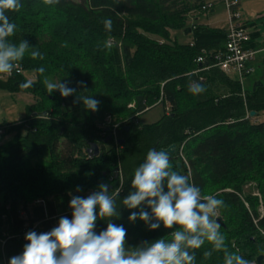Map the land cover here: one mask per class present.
<instances>
[{
    "label": "trees",
    "instance_id": "16d2710c",
    "mask_svg": "<svg viewBox=\"0 0 264 264\" xmlns=\"http://www.w3.org/2000/svg\"><path fill=\"white\" fill-rule=\"evenodd\" d=\"M21 3L19 11L6 13L17 25L10 39L27 40L30 51L39 50L43 59L26 54L17 64L21 75H0L1 89L36 98L24 121L0 127L5 130L1 139L14 134L0 146V241L5 242L6 264L23 252L27 231L36 226L38 234L48 232L62 216L71 219V196L93 192L100 183H107L110 191L121 189V216L112 222L126 229V250L144 241L170 240L171 230L162 224L149 230L139 219L130 222L129 215L139 208L127 209L120 201L131 191L134 170L149 149L173 145V170L189 175L202 194L224 201L218 219L228 250L258 264L264 256V215L259 200L245 195L244 186L257 184L264 208V121L259 119L264 114V35L259 30L264 18L247 24L252 29L247 48L258 52L255 67L261 78L256 81L262 86L254 91V81L243 92L238 80L217 68L202 73V82L189 75L199 68V57L210 67L212 57L225 51L227 30L193 25L190 43L171 38V31L187 28L188 14L202 10L205 0ZM105 19L113 21L111 32ZM40 67L43 74L37 71ZM25 71L37 79L31 88L21 89ZM45 77L67 82L76 93L49 95ZM194 80L205 89L198 95L189 91ZM79 95L99 100L98 111L86 110L82 101L74 104ZM155 106L163 107V116L142 126L140 117ZM251 112L256 115L250 117ZM24 124L29 127L25 133ZM91 144L100 147L95 158L87 154ZM37 200L45 205L34 204ZM106 227V221L98 220L95 231ZM211 249L206 242L194 250V264H223L222 251L204 256Z\"/></svg>",
    "mask_w": 264,
    "mask_h": 264
},
{
    "label": "clouds",
    "instance_id": "9594fccd",
    "mask_svg": "<svg viewBox=\"0 0 264 264\" xmlns=\"http://www.w3.org/2000/svg\"><path fill=\"white\" fill-rule=\"evenodd\" d=\"M46 5L59 4L60 0H43ZM23 7L21 0H0V75H11L26 54L31 58L43 59L39 50H31L27 40L14 43L17 25L10 22L6 13L17 12ZM104 27L111 32L113 21L105 19ZM40 74L44 67L37 69ZM43 83L50 95L59 91L62 97L76 93L67 82L54 81L47 77ZM34 84L27 79L19 88L28 89ZM80 87H85L83 81ZM205 89L193 83L189 91L198 95ZM82 101L86 110L98 111L100 101L92 96L79 95L73 103ZM189 175L178 173L172 168L169 153L165 150L149 149L144 161L134 170L131 191L120 204L131 212L128 219L144 222L149 230L161 227L170 229V240L164 238L153 242L144 241L126 250V229L112 222L119 219L121 212L117 203L121 189H109L100 183L97 190L87 197L71 196L69 207L72 218L61 217L58 226L48 232L29 231L28 241L20 255L13 256L9 264H194L195 252L206 242L212 246L204 256L223 252V264H251L236 252H230L218 222L219 209L224 201L214 195L202 194L201 188L190 182ZM77 192L82 189L77 186ZM71 195V194H70ZM150 209V212L147 210ZM98 210V211H97ZM98 220L107 222L105 230L95 231Z\"/></svg>",
    "mask_w": 264,
    "mask_h": 264
},
{
    "label": "rangeland",
    "instance_id": "374dc122",
    "mask_svg": "<svg viewBox=\"0 0 264 264\" xmlns=\"http://www.w3.org/2000/svg\"><path fill=\"white\" fill-rule=\"evenodd\" d=\"M210 2L214 3L213 10H210V11L198 10L196 12L188 14L189 16L186 21V25H187L186 29H192L193 25H197V26H206V27L213 28V29H220V30L228 31L230 25H229V13L227 11L226 5L223 2L216 1V0H210ZM239 14L242 17V22L248 25L252 23V21L248 22L244 20V14L242 12L241 7L239 9ZM259 18L260 19L264 18V15H260ZM185 30L171 31L172 40L177 41L179 44L190 43L193 37L189 35L185 36L184 34ZM260 43H263V39L260 40ZM259 75L260 73L256 72L251 77H248L247 79H245V83H244L245 89L250 88L253 85L254 81H256L257 79H260L261 77ZM23 76L25 80L32 79L34 82L37 79L36 74L32 71H28V72L25 71ZM229 76L235 80H238L236 73L233 71L229 72ZM35 103H36V98L32 94H29L23 91L12 92L10 90L0 88V127L4 124H12L15 122L24 121L28 117L30 106ZM133 105L134 104H132V106ZM132 106L130 105V107ZM163 114H164L163 107L155 106L151 108L148 112L144 113L140 117L139 122L142 126L153 124L159 121L160 118L163 116ZM259 119L261 121H264V114H261L259 116ZM22 127H24L23 133L26 132L25 129H29V127H26L25 124ZM4 131L5 130L0 129V136L4 135ZM13 136L14 134H11L9 136H6L5 138H2V139L0 138V146L8 143L13 138ZM41 159L42 158L39 157L37 158V161H41ZM257 187L258 186L256 183L250 182L244 186V193L245 195H251L252 197H256L259 200L258 210H259L260 215L263 216L264 208H263L262 196H261V192L258 190ZM91 192L92 191H89L87 193H76V195L87 197ZM40 201L41 200H37L33 203L37 205L38 203H40ZM30 207L31 205L29 206V208ZM0 264H6L5 259L3 257V241H0Z\"/></svg>",
    "mask_w": 264,
    "mask_h": 264
},
{
    "label": "built area",
    "instance_id": "2783aa9c",
    "mask_svg": "<svg viewBox=\"0 0 264 264\" xmlns=\"http://www.w3.org/2000/svg\"><path fill=\"white\" fill-rule=\"evenodd\" d=\"M221 1L226 5L227 11L229 13V29L227 35V42L225 45V51L223 53H218L214 57H212L213 64L212 66H208L209 64L206 62V58L201 56L197 59V63L199 64V68L192 72L189 75H193L196 77V80L199 82L203 81V77L201 74L205 71H208L210 68H217L223 71L226 74L233 71L236 73L238 77V81L241 84L243 92H245V79L252 76L256 72L255 62L258 52L247 48L248 43L251 41V32L252 29L248 27V25L242 22V17L239 14V9L241 7L240 0H216ZM214 3L208 2L205 0V5L202 7V10L210 11L213 10ZM204 64L206 66H204ZM23 73L22 68L17 65V67L13 70L12 74L21 75ZM7 75V76H11ZM194 83L197 81L194 80ZM169 112V109H167ZM117 141V138L115 137ZM184 159L183 155L181 154ZM185 160V159H184ZM45 205L44 201H40L37 205ZM58 224L55 225V227ZM36 226L33 227L31 231H35ZM29 231H27L28 233ZM24 242H27L26 239H23ZM5 242H3V246Z\"/></svg>",
    "mask_w": 264,
    "mask_h": 264
},
{
    "label": "crops",
    "instance_id": "0c3cea01",
    "mask_svg": "<svg viewBox=\"0 0 264 264\" xmlns=\"http://www.w3.org/2000/svg\"><path fill=\"white\" fill-rule=\"evenodd\" d=\"M241 8L244 14V20L254 23L260 20V15H264V0H241ZM261 27H259V30L264 35V29L262 28V30ZM263 53L262 51L260 54Z\"/></svg>",
    "mask_w": 264,
    "mask_h": 264
},
{
    "label": "water",
    "instance_id": "95a60500",
    "mask_svg": "<svg viewBox=\"0 0 264 264\" xmlns=\"http://www.w3.org/2000/svg\"><path fill=\"white\" fill-rule=\"evenodd\" d=\"M191 33H192V29H186L184 32L185 36L191 35ZM258 86H260V87L262 86V83L260 81L256 82L253 85V90L255 91ZM255 115H256L255 112L250 113V117H254ZM107 131H109V129ZM110 140H111V137L109 136L108 141H110ZM120 144H122V142ZM176 148L177 147L175 145H173V146L169 147L168 149H164V150L167 151L169 153V155H174L176 153ZM87 154L89 155L90 158H95V157L99 156L100 155L99 145L91 144L87 150ZM180 168H181V165H180ZM218 222H220V220ZM263 260H264V256L259 257L258 258V264H262Z\"/></svg>",
    "mask_w": 264,
    "mask_h": 264
}]
</instances>
